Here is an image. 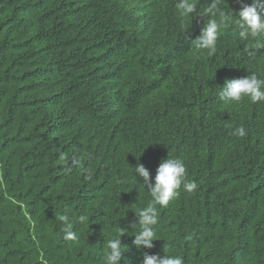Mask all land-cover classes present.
<instances>
[{
    "label": "trees",
    "instance_id": "16d2710c",
    "mask_svg": "<svg viewBox=\"0 0 264 264\" xmlns=\"http://www.w3.org/2000/svg\"><path fill=\"white\" fill-rule=\"evenodd\" d=\"M189 2L183 16L179 0H0V264H105L121 233L120 264H264V101L218 94L264 79V36L240 38L238 0ZM210 20L212 55L194 41ZM167 157L185 180L137 248Z\"/></svg>",
    "mask_w": 264,
    "mask_h": 264
},
{
    "label": "clouds",
    "instance_id": "9594fccd",
    "mask_svg": "<svg viewBox=\"0 0 264 264\" xmlns=\"http://www.w3.org/2000/svg\"><path fill=\"white\" fill-rule=\"evenodd\" d=\"M238 3H240L241 7L234 15L237 17L235 24L241 29L239 31L240 38L247 40L264 36V0H254L251 5L244 3V0H238ZM177 7L183 16L195 11V5L189 0H179ZM216 7V3H213L207 9V13L215 14L214 10ZM221 16H224V14L221 13ZM219 26L216 20H210L206 26H203L199 36L194 39L195 47L207 49L208 54L212 55L216 51ZM218 94L222 100L229 102H239L242 98L248 97L252 103H258L264 101V79L259 78L254 73L241 78L227 79ZM234 134L243 137L246 135V131L243 126H240L235 130ZM185 173V165L178 158L167 157L159 163L154 177V184H149L147 187L151 200L146 207L135 212L138 220L132 224V227L135 228L139 224V231L135 232L133 241L137 248L141 244L147 248L154 246L152 242L155 240V232L152 226L158 222L156 206L166 207L175 198L176 190L181 186L182 181L185 180ZM135 174L142 177L146 183L149 181V170L142 164H136ZM184 188L188 192H192L197 188V185L195 182H188L184 184ZM59 219L64 222L62 231L65 234V238L69 240L76 239V234L72 231L73 224L69 221V217L61 215ZM84 219L85 217H80L81 221ZM123 234L121 233L120 236ZM120 236L119 238L108 240V250L104 253L105 264H120L122 252L125 250L121 247ZM140 264H182V260L169 255L161 257L158 254L150 255L145 252Z\"/></svg>",
    "mask_w": 264,
    "mask_h": 264
}]
</instances>
